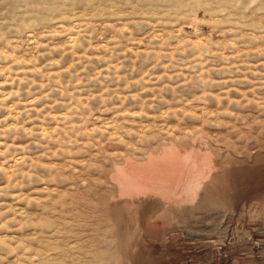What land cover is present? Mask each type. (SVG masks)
Listing matches in <instances>:
<instances>
[{
	"label": "rangeland",
	"instance_id": "374dc122",
	"mask_svg": "<svg viewBox=\"0 0 264 264\" xmlns=\"http://www.w3.org/2000/svg\"><path fill=\"white\" fill-rule=\"evenodd\" d=\"M0 264H264V0H0Z\"/></svg>",
	"mask_w": 264,
	"mask_h": 264
},
{
	"label": "bare ground",
	"instance_id": "6f19581e",
	"mask_svg": "<svg viewBox=\"0 0 264 264\" xmlns=\"http://www.w3.org/2000/svg\"><path fill=\"white\" fill-rule=\"evenodd\" d=\"M179 158H180L179 156H172L171 158L167 157L164 161L163 160L151 161L149 167H147L146 169L145 168H140V169L136 168L134 170L129 169L130 177H132L130 179V181H132V182L129 181V183H128V181H126L125 182L126 186H128V187H130V186L137 187L139 185L141 187L169 186V185H165V182H167L169 180L173 182L175 179H177L178 174L182 173L181 172L182 169L180 170V168H181L180 165L176 164L177 160ZM200 164H202V163H200ZM200 164H196L197 167L193 169V171L195 173H198L201 170L202 165H200ZM186 170H182V171L186 172ZM183 175H184V173H183ZM196 175L197 176H194V177L192 176L191 181L187 182V184L185 186L189 187V186H192L194 183H196V180H197L196 178H198V174H196ZM164 177L166 179H164ZM180 177H179V179H181ZM167 178H170V179L167 180ZM157 180H159L160 183H161V181H163L164 184L161 186L160 184H158ZM176 181L178 182V180H176ZM177 182H176V184H177ZM180 182H181V180H180ZM173 183H175V182H173ZM183 184H185V183L183 182ZM181 186H184V185H181ZM169 187H171V186H169ZM173 187H175V184L173 185Z\"/></svg>",
	"mask_w": 264,
	"mask_h": 264
}]
</instances>
